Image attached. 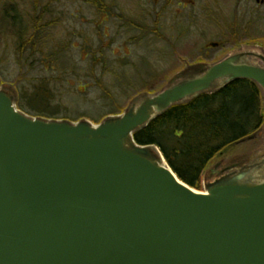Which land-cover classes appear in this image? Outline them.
Returning a JSON list of instances; mask_svg holds the SVG:
<instances>
[{"label":"water","instance_id":"95a60500","mask_svg":"<svg viewBox=\"0 0 264 264\" xmlns=\"http://www.w3.org/2000/svg\"><path fill=\"white\" fill-rule=\"evenodd\" d=\"M261 62L249 46L193 65L98 124L30 116L0 85V264H264V124L237 143L259 138L257 153L216 164L204 193L135 141L233 82L264 95Z\"/></svg>","mask_w":264,"mask_h":264},{"label":"rangeland","instance_id":"374dc122","mask_svg":"<svg viewBox=\"0 0 264 264\" xmlns=\"http://www.w3.org/2000/svg\"><path fill=\"white\" fill-rule=\"evenodd\" d=\"M87 1L42 0L35 8V0H0V14L9 10L17 26L4 23L0 15V85L16 92L20 111L37 116L22 99L25 95L29 99L34 87L41 86L50 93L45 103L51 114L45 118L98 124L115 116L137 95L157 93L193 65L214 64L223 57L219 48L210 45L227 41L226 34L232 31L223 27L230 15L236 16L238 2L105 0L104 12ZM34 20L45 26L39 31L40 41L35 39L38 50L24 53L18 61L16 28L28 38ZM262 144L253 138L216 155L197 189L204 192L206 173L214 179L211 171L216 164L253 157Z\"/></svg>","mask_w":264,"mask_h":264},{"label":"trees","instance_id":"16d2710c","mask_svg":"<svg viewBox=\"0 0 264 264\" xmlns=\"http://www.w3.org/2000/svg\"><path fill=\"white\" fill-rule=\"evenodd\" d=\"M87 2L98 11L107 12L105 0ZM41 4L42 0H35L34 7ZM10 9L14 10V5ZM8 11L5 9L0 14L1 20L16 26V16L8 15ZM44 28L34 20L33 33L28 38L16 28L18 61L24 53L38 50L39 31ZM32 92L29 99L27 95L22 99L30 108L28 111L42 117L51 114L45 103L50 94L47 89L35 86ZM260 97L254 84L245 80L233 82L216 94H205L190 103L173 106L139 131L135 141L138 145H156L178 178L197 189L203 171L221 150L259 130L263 123Z\"/></svg>","mask_w":264,"mask_h":264},{"label":"flooded vegetation","instance_id":"af4514ba","mask_svg":"<svg viewBox=\"0 0 264 264\" xmlns=\"http://www.w3.org/2000/svg\"><path fill=\"white\" fill-rule=\"evenodd\" d=\"M240 5L243 6L242 9H240ZM210 8L212 9V7ZM210 8L206 9L208 13L212 12L210 11ZM236 9V16L230 15L225 21L228 23L225 27H223L228 28L230 32L232 31L231 33H227L226 37L224 36L225 41H227L223 44L214 43L210 45V48H219L221 51L220 53L223 54V57L219 59L215 58V62L222 60L227 53L236 50L241 46L251 45L264 49V0H238ZM210 17V22L214 21L215 25L218 26L217 20H214L212 16ZM222 39L224 40V38ZM261 65L264 67V63L261 62ZM250 83L251 82H249V84ZM254 85L260 91V101L263 111L262 114L264 123V95L260 88L256 84ZM248 149L249 148L245 150Z\"/></svg>","mask_w":264,"mask_h":264},{"label":"bare ground","instance_id":"6f19581e","mask_svg":"<svg viewBox=\"0 0 264 264\" xmlns=\"http://www.w3.org/2000/svg\"><path fill=\"white\" fill-rule=\"evenodd\" d=\"M153 145V144H152ZM183 182V181H182ZM184 183V182H183ZM187 184V183H186Z\"/></svg>","mask_w":264,"mask_h":264}]
</instances>
